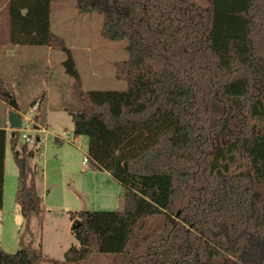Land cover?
<instances>
[{
  "label": "trees",
  "instance_id": "obj_1",
  "mask_svg": "<svg viewBox=\"0 0 264 264\" xmlns=\"http://www.w3.org/2000/svg\"><path fill=\"white\" fill-rule=\"evenodd\" d=\"M54 1L7 0L0 49L66 54L81 104L74 134L88 139L91 168L124 188L122 211L71 214L80 247L63 264H87L94 254L116 264H264V127L250 124L264 118V0H213L211 8L194 0H77L78 12L101 15V35L126 41L129 54L116 64L126 91L87 93L71 51L51 31ZM6 146L1 130L0 211ZM13 151L16 202L29 230L44 213L29 163L35 151ZM237 156L249 163L246 173L231 172ZM156 217L163 223L145 230ZM43 259L32 245L0 249V264Z\"/></svg>",
  "mask_w": 264,
  "mask_h": 264
},
{
  "label": "rangeland",
  "instance_id": "obj_2",
  "mask_svg": "<svg viewBox=\"0 0 264 264\" xmlns=\"http://www.w3.org/2000/svg\"><path fill=\"white\" fill-rule=\"evenodd\" d=\"M205 8L213 0H194ZM77 0H55L51 12V31L63 39L71 51L81 79V91L124 92L128 84L116 78V64L127 61L126 41H110L101 35L103 17L99 14L82 15L76 8ZM7 0H0V28L4 26ZM0 49V131L7 132L5 154L4 205L0 211V249L15 254L30 245L41 248L44 257L40 264L65 261L69 249L79 248L73 234L72 213L115 212L124 208V188L105 171H93L89 158L88 139L74 134L73 114L81 109L76 99L74 80L67 75L63 63L67 56L48 47H19L8 56ZM2 90L6 91L9 99ZM12 103L16 104L13 108ZM39 109L31 113L34 105ZM16 112L32 120L29 131L31 142L23 139L21 128L10 127V114ZM264 127V118L251 121ZM25 126V123H24ZM23 126V127H24ZM40 128L65 137L45 136ZM39 129V130H38ZM78 138V139H76ZM22 152L24 147L35 151L29 160L36 170V187L43 198L42 217H34L29 230L20 206L16 202L18 168L13 147ZM249 163L236 157L232 173L247 172ZM164 219L146 220L145 230L161 225ZM87 264H116V257L94 254Z\"/></svg>",
  "mask_w": 264,
  "mask_h": 264
},
{
  "label": "built area",
  "instance_id": "obj_3",
  "mask_svg": "<svg viewBox=\"0 0 264 264\" xmlns=\"http://www.w3.org/2000/svg\"><path fill=\"white\" fill-rule=\"evenodd\" d=\"M39 109V104L36 103L34 105V107L32 108V111L31 113H35L37 112ZM24 123H25V126H24ZM30 123H32V120L30 118H27V117H22V124H21V130L22 132H24V135H23V139L27 142V143H30L31 142V135H30V131H29V126H30ZM24 126V127H23ZM39 130V129H38ZM40 131L42 134H44L45 136H50V135H53L55 136L57 139L61 140V141H65V137L62 138V137H57V135L55 133H50L47 129H42L40 128ZM89 163V160L88 159H85L84 160V164H88Z\"/></svg>",
  "mask_w": 264,
  "mask_h": 264
},
{
  "label": "water",
  "instance_id": "obj_4",
  "mask_svg": "<svg viewBox=\"0 0 264 264\" xmlns=\"http://www.w3.org/2000/svg\"><path fill=\"white\" fill-rule=\"evenodd\" d=\"M12 106H13V108H16L15 103H12ZM74 117H75V115L73 114V118ZM9 124L13 130L19 129L21 127V124H22V116L17 114L16 112H12L10 114ZM78 227H79V223L75 222L73 231L76 230Z\"/></svg>",
  "mask_w": 264,
  "mask_h": 264
},
{
  "label": "crops",
  "instance_id": "obj_5",
  "mask_svg": "<svg viewBox=\"0 0 264 264\" xmlns=\"http://www.w3.org/2000/svg\"><path fill=\"white\" fill-rule=\"evenodd\" d=\"M211 8V7H210ZM52 21V20H51ZM7 47H10V49L6 50L5 53L8 55V56H11L12 54H15L16 53V49L21 47V46H6ZM3 48V47H2ZM49 48V47H48ZM50 49V48H49ZM77 137H80V136H77ZM78 139V138H76ZM93 171H96L94 169H92ZM109 174V173H108ZM110 175V174H109ZM111 176V175H110ZM42 198V197H41ZM42 205H43V198H42Z\"/></svg>",
  "mask_w": 264,
  "mask_h": 264
}]
</instances>
